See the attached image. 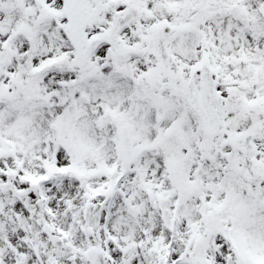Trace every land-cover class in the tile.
Wrapping results in <instances>:
<instances>
[{"label":"snow or ice","instance_id":"6c2138e0","mask_svg":"<svg viewBox=\"0 0 264 264\" xmlns=\"http://www.w3.org/2000/svg\"><path fill=\"white\" fill-rule=\"evenodd\" d=\"M0 264H264V0H0Z\"/></svg>","mask_w":264,"mask_h":264}]
</instances>
